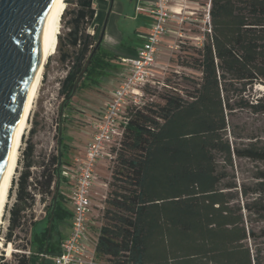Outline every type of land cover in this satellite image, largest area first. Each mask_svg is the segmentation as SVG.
Instances as JSON below:
<instances>
[{"label":"trees","instance_id":"1","mask_svg":"<svg viewBox=\"0 0 264 264\" xmlns=\"http://www.w3.org/2000/svg\"><path fill=\"white\" fill-rule=\"evenodd\" d=\"M96 1L104 0H75L70 13L68 49L59 57L68 69L58 82L62 102L56 152L47 158L35 156L30 139L22 137V167L8 194L15 187V198L9 209L5 206L9 213L7 243L14 230L24 224L29 223L31 230L23 252L15 255L16 264H32V259H39L38 264H52L51 259L59 254L58 224L71 217L65 207L66 181L60 174L61 167L69 165L63 112L70 109L73 96L82 86L98 83L118 63L116 55L103 48V41L94 50L100 34L94 37L87 31L95 21ZM209 2L211 35L201 47H190L191 53L177 61L199 72V79L190 81L191 89L183 95L165 93L161 103L144 102L128 111L96 232V261L264 264L259 249L253 251L247 243L264 238V228L256 233L245 226L252 215L264 223V169L253 174L256 182L251 193L257 197L240 205L232 191L235 185L227 181L219 163L231 165L232 158L237 157L264 164V147L251 142L240 148L227 139L228 117L234 110L264 114V93L252 100L244 98L255 84L264 85V0ZM67 13V7L63 8L58 25ZM58 34L59 29L53 51L62 48ZM34 132V127L28 130L30 138ZM32 168H38V173ZM247 190L241 189L243 197L248 196ZM37 197L45 213L39 231L38 221L33 216L28 220Z\"/></svg>","mask_w":264,"mask_h":264},{"label":"rangeland","instance_id":"2","mask_svg":"<svg viewBox=\"0 0 264 264\" xmlns=\"http://www.w3.org/2000/svg\"><path fill=\"white\" fill-rule=\"evenodd\" d=\"M67 1L68 3L66 4L65 2L64 9L67 7L68 13L65 18L62 19L60 17V28L58 25L59 34L57 36L61 38L62 48L59 50L54 48L53 53L46 60L42 80L28 117V126L23 135L24 139H30L31 143L34 145L35 156L45 155V158H47L48 154L56 152V126L59 123L60 104L62 102V98L58 93V82L63 77L65 70V66L59 61V57L63 50L68 49L66 34L70 28L68 25L71 18L70 13L75 9V0ZM204 2L205 0H199L198 3L199 5H202ZM118 5H120V8ZM107 9H105V11L102 10L103 12L100 13V16H97L98 18L95 21L97 23V28L96 30H92L94 37H97L101 32V26L104 24ZM197 15L198 17H201L202 12L199 11ZM133 16V4L128 0H115L112 3L104 35L109 37L106 44L114 53V46H116V43L118 42V40L116 41V38L119 34H123L125 41L131 45H135L139 42L137 35L134 33L138 20L134 18V21L132 19ZM198 27L199 24L197 22H189L185 24L183 32L186 37L196 36L200 34ZM190 47L195 46L193 41L188 40L187 38L177 39L173 36H168L162 40V43L159 46V55L154 69V77L152 79L154 84H148V86H146L143 102L161 103L162 100L160 97L162 94L177 92L183 95L185 91L191 89L190 81H197L200 77V73L182 67L177 63V61L180 60L179 57L191 53ZM97 93H99V91H97ZM263 93L264 85L262 83H257L252 89H249L244 93V98L252 100V98L255 99L256 97H260ZM97 97V94L80 90L75 96H73L70 109L63 112V117L67 119L62 126L63 132L71 139V146L69 149L70 157H68L71 163H74L75 157H80L74 145H77L80 151L85 152L83 149L86 145L87 138L90 137V134L88 133H91L87 117L96 110L93 108L96 106L95 103L97 102ZM31 127H34L35 132L30 138L28 130ZM227 139L231 144L240 148L247 146L251 142L264 147V114H253L249 110H234V112L228 117ZM24 147L25 145L21 139L17 167L12 180L18 177V173L21 170V150ZM219 163L221 168L227 173V181H230L235 185V188L232 191L237 203L242 205L245 201L251 202L257 197V195L251 193V187L256 182L253 178V174L259 169H264L263 163L252 161L248 158L237 157L232 158L231 165H223L221 161ZM113 164L112 160L101 162L97 166L98 179L91 191L92 209L89 224L91 234L89 235V238H92V235L96 234L101 223V213L108 191V183L110 182ZM31 170L35 174L38 173V168H32ZM243 187L249 189L247 190L249 194L246 197L241 195V189H243ZM14 198L15 187H13L11 195L8 196L6 203L7 209L11 207ZM36 200V204L32 211L28 213V220L33 216V219L38 221L36 231H39L43 226L45 213L43 203L39 201L38 197ZM46 201H48V199H46ZM7 209L4 211L3 222L0 228L2 239V247H0V264H16L15 255L23 252V247H26L30 239L31 230L29 229V223L24 224L22 228L14 230L11 242L7 243L5 241V235L9 224V213ZM243 214L246 216L248 215L245 211H243ZM245 226L248 229L254 230L256 233H259V230L264 228V223L259 220L257 216L252 215L248 221L245 222ZM247 243L253 251L254 249H259L262 263H264V238L259 237L255 242L249 240ZM90 245V249L92 250L93 244ZM32 262L33 264H36L37 260L33 259ZM97 263L107 264L105 260H98Z\"/></svg>","mask_w":264,"mask_h":264},{"label":"built area","instance_id":"3","mask_svg":"<svg viewBox=\"0 0 264 264\" xmlns=\"http://www.w3.org/2000/svg\"><path fill=\"white\" fill-rule=\"evenodd\" d=\"M209 9V0L202 5L194 0H150L145 7H135L136 12H146L150 16L149 29L132 57L122 60L129 66L104 108L91 121L90 140L85 145L83 157L60 170L69 183L66 200L71 217L68 232L60 239L59 254L51 259L52 264H98L93 251L88 248L86 235L92 209L91 191L98 179L97 166L115 158L128 111L144 103L146 86L154 84L152 79L162 40L168 36L187 38L194 46L201 47L211 35ZM199 11L201 17L197 15ZM189 22L199 24L200 34L186 37L183 28ZM92 30L91 27L87 29L93 34Z\"/></svg>","mask_w":264,"mask_h":264},{"label":"water","instance_id":"4","mask_svg":"<svg viewBox=\"0 0 264 264\" xmlns=\"http://www.w3.org/2000/svg\"><path fill=\"white\" fill-rule=\"evenodd\" d=\"M54 2L0 0V189L17 139L18 120L34 82L40 38ZM110 10L111 7L106 13L94 50L103 41ZM89 59L75 80L71 95L76 92Z\"/></svg>","mask_w":264,"mask_h":264},{"label":"crops","instance_id":"5","mask_svg":"<svg viewBox=\"0 0 264 264\" xmlns=\"http://www.w3.org/2000/svg\"><path fill=\"white\" fill-rule=\"evenodd\" d=\"M114 1L115 0H113L112 3ZM128 1L133 4L134 16L132 17V19L134 21H135L134 18H136L138 20V23H137V25H136V27L134 29V33H135V35H137L139 42L137 44H135V45H131L127 41H125V39L123 38V34L122 35L119 34L117 36V38H116V41L118 40V42L116 43V46H114V50H115V53H114L113 50H111V48L109 49V47L106 44L108 42L109 37L107 35H104L103 48L106 51H108V52H110L112 54H115L116 57H117L118 63H116L115 66L111 70L107 71L104 76L100 77L98 79V83H96L94 85H84V86H82L80 88V90H85L87 92H92V93L98 95L97 100H96L97 102L95 103L96 106L93 108L94 110L95 109L96 110L94 111V113H91V115L87 117V122H88V125H89L90 132H91V126H90L91 121H93V119L104 108L105 104L110 99L112 91L117 86L119 78H121L125 74L126 69L129 66L127 63L122 62V60L125 59V58L132 57L135 49L141 44V42L143 40V37L147 33V31L149 29V26H150V23H151V19H150V16L148 15V13H146V12H136L135 11V7L136 6H141L142 5V7H145V6H147V4H149L150 0H128ZM112 3H111V0H108V3H107V0H104V1H96V3L93 4V8L96 9L95 21L98 18L97 16L98 15L100 16L101 12L105 11V9H107V7H108V9H109V7H111ZM118 6L120 8V5H118ZM108 9H107V11H108ZM110 12H111V10H110ZM109 16H110V13H109ZM95 21H94L93 26H91V28H93V27L97 28L96 27L97 23ZM102 27L103 26H101V29H102ZM80 90H78V91H80ZM97 91H99V93H97ZM79 93H81V92H79ZM88 134L91 135V133H88ZM89 140H90V137L87 138L86 143ZM70 144H71V139L69 138V140L67 141V149H66V154H65V158H66L67 162L69 163V165H64L63 167L70 166V165L73 164V163H71L69 161V158H68V157H70V155H69V149H70V146H71ZM74 146L77 149L78 155L80 156V157H75L74 160L83 157L84 152L80 151L79 147L77 145H74ZM83 150L85 151V147H84ZM65 181H66V183L63 186V192H64L65 199H67L66 196L68 194L69 183L67 182L66 179H65ZM90 199H91V196H90ZM65 207L70 212V207L67 204V200H66V206ZM89 224H90V216H89V220H88V224H87V230H86V235H87V238H88L87 245H88L89 250H91L90 249V246H91L90 244H93V249L91 251H93V253H94L96 234L92 235V238H89V235L91 234ZM58 230H59L60 239H61L68 232V221L60 222L58 224ZM36 260H37L36 264H38L39 263V259H36ZM32 261H33V259H32ZM32 264H33V262H32Z\"/></svg>","mask_w":264,"mask_h":264},{"label":"bare ground","instance_id":"6","mask_svg":"<svg viewBox=\"0 0 264 264\" xmlns=\"http://www.w3.org/2000/svg\"><path fill=\"white\" fill-rule=\"evenodd\" d=\"M64 5H65V0H55L51 14L45 24L43 34L40 38L36 67L33 77L34 82L29 97L27 99V102L23 107V110L18 120L17 127L19 130H18L17 139L15 141V144L11 152V160H10L8 172L0 189V228L3 222V214L8 200V193L12 183V178L17 167L18 153H19V147L21 145V139L28 126V117L33 107L36 93L42 80L44 65L46 63V60L53 51L55 37L58 32V19L62 9L64 8ZM0 247H2L1 235H0Z\"/></svg>","mask_w":264,"mask_h":264}]
</instances>
